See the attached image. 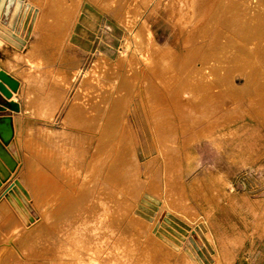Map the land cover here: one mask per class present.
Listing matches in <instances>:
<instances>
[{
	"label": "rangeland",
	"instance_id": "rangeland-1",
	"mask_svg": "<svg viewBox=\"0 0 264 264\" xmlns=\"http://www.w3.org/2000/svg\"><path fill=\"white\" fill-rule=\"evenodd\" d=\"M19 1L24 7L29 0ZM51 1L55 4L58 0ZM234 1L238 2L219 0L214 20L203 19L191 31V40L183 42V35L177 34L168 22L165 7L169 0H147L139 7L130 29L121 20L130 16L124 14V0L107 8L83 0L66 37V43L72 46L68 51L75 56L65 63L57 58L42 65L34 77L27 73L25 62L10 61L0 50L4 69L19 83L15 98L21 112L17 115L28 128L27 138L35 150L32 162L55 184L44 198L45 215L29 203V237L11 238L18 251L29 238L44 230L40 240L51 246L68 251L76 245L80 264H91L86 246L94 244L99 253L94 255L95 264H148L147 250L141 246L145 235L151 233L186 252L188 264H217L218 259L221 264H264V23L253 29V23L245 24L241 32L235 31L239 28L235 20L247 17L248 11L240 7V14L235 15ZM250 1L264 5V0ZM115 8L119 9L118 15L114 14ZM13 10L14 5L6 0L0 11V24L6 26L12 21L14 31L24 39L25 53L34 37L32 17H24L21 11L13 14ZM65 16L52 9L44 16V22L54 24L50 26L60 34ZM139 26L151 33L152 49H166L161 57L153 55L147 66L131 60V51L123 49L130 33ZM99 54L105 57L104 70L85 80ZM60 70L69 71L68 75L74 73L75 77L56 80L54 73ZM79 84L83 87L78 88ZM87 94L94 96L90 102L86 101ZM189 96L203 98L195 102L186 98ZM31 98L39 100L37 111L41 113L26 109ZM4 102L5 98L0 104ZM70 108L74 109L69 111ZM89 109L94 113L92 138L84 129ZM44 111L51 116L44 117ZM173 123L176 131L172 134L168 125ZM188 124L189 129L193 127L191 132L209 125L210 137L207 134V138L183 145V139L191 133ZM212 144L217 147L212 148ZM173 147L177 148L178 168L173 169L172 176L179 178L187 193L186 201L182 200V206L173 204L175 208L166 199L168 159L162 152L175 151ZM5 149L9 153L17 151L13 141ZM18 174L4 181L0 201L10 195ZM214 175L223 181L217 197H224L209 205L194 191L201 186L210 188L209 183L219 184L211 181ZM154 185L158 196L150 188ZM105 203L117 211H126L131 205V214L147 222L148 226L136 235V247H131L125 232L126 227L135 234L138 230L127 223L125 216L116 219L111 231L94 227L100 218L104 219L99 216L106 211ZM180 206L184 207L181 210L191 208L194 215L189 210L180 213ZM88 215L96 221L82 225ZM16 225L2 215L0 239ZM74 239L78 244H74ZM10 252L17 254L14 249ZM175 255L168 264H176L180 256ZM37 259L41 261L40 256Z\"/></svg>",
	"mask_w": 264,
	"mask_h": 264
},
{
	"label": "bare ground",
	"instance_id": "bare-ground-1",
	"mask_svg": "<svg viewBox=\"0 0 264 264\" xmlns=\"http://www.w3.org/2000/svg\"><path fill=\"white\" fill-rule=\"evenodd\" d=\"M81 1H83V0H73L71 2H62L61 0H58L57 3L54 4V3H52L51 0H29L27 5L23 7L21 1L9 0V3L14 5L13 14H16V13L21 11L24 14V17H26L28 14L31 15V17H32L31 33L34 34V37L31 39L30 44H29L26 52L22 53V51L24 49L23 48L24 39L16 34V31H14V26L12 24V21L8 22L6 26H3L2 24H0V50H1V53L3 52L2 54H5V57L8 58L10 61L14 60V61L25 62V64H27L26 69L29 70L27 73H32V74L35 73L38 75L40 73L39 71H40L42 65L50 64V63L54 62L57 58H59L62 63L68 62L75 55H73L70 51H68V49H70L72 46L69 43H66V37H67L69 30H70V23H71L72 17L77 12V10H78L77 7ZM87 1H89L93 4H96L98 6H102V7L104 6L105 8L113 7L115 2H117V0H87ZM146 2H147V0H124V5H125V8L123 9L124 14L126 13L130 16L125 17V18L122 17L121 20L126 25V27L128 29H130L133 26V24L135 23V17L139 13V7L141 5L146 4ZM252 2L253 1H250V0H238V2L234 1V6L236 7V11H237V12L235 11V13H234L235 15L240 14L241 10H239V9H241V8H242V11L246 10L249 12V13L248 12L246 13L249 16L247 15V17L244 16V18H241V19L238 18L235 20L236 25L239 26V28L235 29V31L238 30L239 32H241L242 27H244L245 24L250 25L251 23H253L254 25L251 27L253 29V28H256V26L264 23V5L260 4V3L255 4V1L253 3ZM5 3H6V0H0V11L4 9ZM168 3H169V5H166V7H165L166 9L164 8L166 11V14H167L166 16H168V18H169L168 22L169 21L171 22L172 28L177 34L183 35L182 41L185 42V41L191 40L190 38H192V32H193L192 30L193 29L196 30L198 24L201 23V21L203 19L208 21V22H211V20H214L216 14L218 12L217 7L219 5V0H169ZM234 6H232V7H234ZM52 9H54V10L58 9L66 15L62 21L63 26H62V29H60V31H59L60 34L56 33V31H57L56 28L53 29L50 26V25L54 26V24L44 22V16L47 13H50L52 11ZM118 12H119V9L115 8L114 14L116 13L118 15ZM56 20H58V17ZM144 28L145 27L139 26L134 30L133 34L131 32L129 35V38L127 37L128 40L125 42V44H124L125 48H123V49L125 52L131 51V53H130V59L131 60L136 61L138 63H141L143 66H147L148 62L153 57V55L158 54L161 57V56H163V54L166 53V51H165L166 49H163V50L152 49L149 45L152 41L151 33L149 32L148 29H146V28L144 29ZM247 30H250V29H247ZM256 31L259 32L261 30L257 29ZM263 31H264V29H263ZM263 35H264V33H263ZM63 47H64V49L61 51V48H63ZM262 48L264 49V46ZM123 56L124 55H122V57ZM104 60H105V57L102 54H99L97 56L96 60L91 65L90 69L85 74L84 79L85 80L86 79H93L94 76H96L98 73L102 72L104 70L103 69L104 66L102 64V62ZM10 63H12V62H10ZM16 63L18 64V62H16ZM3 64H4L3 61L0 59V69L1 70H2ZM6 65H7V62H6ZM45 66H47V65H45ZM43 71H45V70H43ZM65 71L60 70L57 73H54V78L56 80H60L59 77H62V76L67 77L68 79H69V76H73V78L75 77L74 73L71 75H68L67 72H69V71H67V72H65ZM23 73L25 74V72H23ZM32 76L34 77V74ZM5 86L10 91L9 97H6L2 92H0V94L8 101L17 102L16 98H15L16 92L14 90H12L10 87H8L7 85H5ZM80 87H83V84H80ZM29 90H31V88ZM87 95L88 96H87L86 101L90 102L91 99L94 98V96H93V94L92 95L87 94ZM186 98L188 100H192V101L196 102L198 100H201L203 97L201 98L198 96H191V97L189 96ZM28 100H29V102L26 105V109L30 113H32L33 111H34L33 113H41L40 111H37L39 109V106H40L39 100L32 99V98L28 99ZM55 104L57 105V103H55ZM19 109H20V105H19ZM72 109H74V108H70L69 111H71ZM40 110H42V109H40ZM51 110H53V108H51ZM40 115H42V114H40ZM43 116L44 117H50L51 115L44 111ZM180 117L182 118L181 115H180ZM85 119H87V123L85 122L86 121L85 120L84 121V129L86 131V134H88V136L90 138H92V136L94 135V126L91 124L92 123L91 121H92V119H94V113H92L91 109H89L88 112H86ZM181 120H179V121H181ZM185 120L186 119H184L183 121H185ZM206 121L208 122V120H206ZM192 123H194V122H192ZM204 123H206V122H204ZM173 124H174L173 126H174L175 130H174L172 125H171L172 129H171V126L168 125V132L170 131L172 133L173 131H176L175 123H173ZM184 124L185 123H183L181 126H183ZM194 125H195V123L193 124V127L196 126V125L195 126ZM202 125H198V126L201 127ZM181 126H179V127H181ZM190 126H191V124L190 125L188 124V126H187L189 131L193 129V127L191 129H189ZM14 127H15V129H14ZM205 128H207V127H205ZM27 129L28 128L25 126V124L21 122V116H18L15 118V120L13 121V126L8 121V119H6L5 122L0 123V133H1V139L3 141V145L4 144L8 145L11 141H13L17 147V151L18 152L20 151L19 154L17 151L9 153L7 151V149H5V147L0 144V187L4 184V181L8 177L15 175L16 172L19 173L18 177L14 180L12 191H11L10 195H8L7 197L3 198L0 201V218L2 217V215H4L7 218H9L10 220H13V222L15 221V223L17 224L16 226H14V228L12 230L13 232L10 231L8 235H6L0 239V264H68V261H70V264H80L78 262L77 256L75 255L76 245L71 246V249H69L68 251H65L63 247L59 248L56 246L55 247L51 246L47 242L41 241L42 240L41 238L43 237V234H44V232H42V231H44V230H41L36 236H32L33 238H29L27 241V244L23 245V247L21 249L22 251L20 250L21 252L17 250V247H16V244L14 243V240H11V238H13L14 236H16V237H27V238L29 237L27 235V232H29V230L31 229V223H32V216L30 213L29 203L32 202L35 205V207L39 208L40 212L43 215H45L46 214L45 210H43V208H42L45 206V199L44 198H45V195L47 194L46 193L47 191L49 194V192L54 190L53 187L55 185L52 177L45 175V173H43L42 170L35 168V166L32 162V155H33L35 150H34V147L32 146V143L27 138L28 137ZM182 129H183V127H182ZM185 130H186V127H185ZM211 131L212 130H211V128H209V125H208L207 129L197 130L194 132L190 131L191 133L188 135V137L183 139L184 140L183 145L188 144L194 140L196 141V139H198V138H199V140H201L200 139L201 137H203V136L205 137V135H207ZM13 132H14V134H13ZM214 134H216V133H214ZM212 136H213V134H212ZM171 137H173V136H171ZM209 137H210V135H209ZM182 138H184V134H183ZM205 138H207V137H205ZM217 138H218V135H217ZM171 140L173 141V138ZM202 140H204V139H202ZM173 142H175V141H173ZM198 143H200V142H198ZM221 144L224 145L223 143H221ZM188 146H190V145H188ZM175 147H177L176 144H175ZM175 147H173L175 149V151L173 150L172 152L167 151V149H165V151L164 150L162 151L163 153H165V157H166L165 160L168 159V163H166V164H168V170H166L167 172L165 171L166 176H168V179L166 181V199L169 201V205H171V207L173 206V204H181V206H182V203H183L182 200H185L187 197V193L185 192V190L183 188L182 182L178 181L179 178L176 179L175 177L172 176V174L174 175L173 169L178 168V167L175 168V166H176V164H175V160H176L175 159L176 158L175 152L177 153V148H175ZM213 147L216 148L217 146L213 145L212 148ZM223 147L225 148V146H223ZM220 150H218V151H220ZM180 154L182 155V153H180ZM177 155H178V153H177ZM181 157L179 159H181ZM177 158H178V156H177ZM193 160L195 161V159H193ZM177 162L179 163V160ZM163 164H164V162H163ZM180 167L181 166L179 165V168ZM193 168H194V166H193ZM166 169H167V167H166ZM184 173L186 174V172H184ZM202 173H204V172H202ZM211 174H213V173H211ZM216 175H218V174H216ZM170 176H172L173 179H171ZM211 181H213V182L217 181V183H219L220 185H223L222 179L220 177L215 176V175L212 176ZM201 184H202V182H201ZM209 185H210V183H209ZM224 185H225V181H224ZM150 188L157 195L158 191H157L156 185H154ZM214 190H216V189H214ZM226 190H227V188H226ZM161 193H162V191H161ZM211 193L213 195L212 194H210V195H212V198L216 201V203L220 202V201H217L216 198L220 199L221 197H224L221 195H220L221 197H217L218 195L214 196V193L213 192H211ZM217 193H218V191H217ZM224 193L225 192H223V195H224ZM195 195H197V194L195 193ZM198 195H200V194H198ZM162 197H165V196H162ZM227 198H230V197H227ZM210 199H211V197H210ZM200 200H201V198H200ZM197 201H199V200H197ZM205 202H204V204H205ZM212 203H213V201H212ZM184 204H185V202H184ZM231 204H232V202H231ZM104 205L106 207V211H104V213L100 214V216H99V217H103L104 219L100 218L99 219L100 223L95 224L94 227L96 229H99V230L104 229L106 231H111V230H113V228L115 227V224L117 223L116 219L119 218L118 220H120L121 217H119V216H125V218L127 219V223H129L131 226L133 225V227L135 226L136 227L135 229L138 230V233L135 234L132 230H129V228L127 229V227H126V232H125V236H126L125 238H127V240L130 241L131 247H132V245H133V247H136L137 242H138L136 235L139 234L140 229L142 227L148 226L147 222L144 221L143 219L131 214V212L129 211V208L131 207V205L127 208L126 211L124 209H120L119 211L111 209L107 203H105ZM250 205H248V206H250ZM181 206L179 207V209L181 208ZM183 206H186V205H183ZM248 206H246V207H248ZM190 207H193V206L190 205ZM182 208H184V207H182ZM190 209L191 208L186 207L185 209L181 210L180 213H182V211H185V210H189V212H190L191 211ZM192 210H194V209H192ZM169 211H171V210H169ZM194 212L191 211V213L193 215H194ZM190 217H191V215H190ZM95 221L96 220L94 217L90 218V216L88 215L83 220L82 225L86 226V225H89L90 223L94 224ZM19 223H20V225L18 226ZM133 230H134V228H133ZM135 232H137V231H135ZM72 233H75V231ZM73 242H74V244H78V241L76 239H74ZM142 243L143 244L141 247H143L144 249L147 250V252L145 254H147V256H148L147 257L148 264H166V263L168 264V262H170V257L175 255L176 253L177 254L179 253V256H180L179 257V256L175 255L176 257H179V260L177 262L175 261L176 264H188L189 263V261L187 260L188 256H187L186 252L179 250L178 246L172 245L171 243H169L165 239H158V238L154 237L151 233H147L145 235ZM97 244H99V243H97ZM94 245L86 246L87 252L90 253L89 261L91 264L96 263L97 257H95L94 255L97 254V256H98V254H99L98 251L96 253L97 249ZM13 249L16 250L17 254L16 253L13 254L10 252V250L12 251ZM38 256H40L41 261L37 259ZM217 264H221V261L219 259L217 260Z\"/></svg>",
	"mask_w": 264,
	"mask_h": 264
},
{
	"label": "crops",
	"instance_id": "crops-1",
	"mask_svg": "<svg viewBox=\"0 0 264 264\" xmlns=\"http://www.w3.org/2000/svg\"><path fill=\"white\" fill-rule=\"evenodd\" d=\"M3 66V65H2ZM2 70H4L6 73H9V72H7V70H5L4 69V67H2ZM78 88H80V84L78 85ZM0 96H1V98H0V101L1 102H3V100H4V98H3V96L0 94ZM5 101H8V100H6L5 99ZM21 112V108L19 109V111H12V110H10V108H7L6 107V109L5 110H2V111H0V123H3V122H5L6 121V119H8V121L11 123V125L13 126V121L15 120V118L16 117H18L19 115H17V114H19ZM14 129H15V127H14ZM13 134H14V132H13ZM0 144L2 145V146H6L5 144L3 145V141H2V139H1V133H0ZM12 177V176H11ZM210 185H212V187L210 186V188H206V189H203V187H197V189H195V192H196V194L198 195V194H200V195H198V197L200 196V198H202L203 200H205L206 202H207V204H209V205H213L214 203H216V201L212 198V193L211 192H215L214 193V196H217V191L219 192V191H221L222 189V185H220V184H217V185H215V184H210ZM219 186V187H218ZM218 187V188H217ZM216 189V190H214V189ZM201 189V190H200ZM213 189V190H212ZM198 192V193H197ZM210 194H212V195H210ZM210 195V196H209ZM203 196V197H202ZM209 196V197H208ZM213 196V197H214ZM210 197H211V199H210ZM208 198V199H207ZM216 200H217V198H216ZM212 201H213V203H212Z\"/></svg>",
	"mask_w": 264,
	"mask_h": 264
},
{
	"label": "water",
	"instance_id": "water-1",
	"mask_svg": "<svg viewBox=\"0 0 264 264\" xmlns=\"http://www.w3.org/2000/svg\"><path fill=\"white\" fill-rule=\"evenodd\" d=\"M18 84L19 83L16 79L12 78L9 74L0 69V92H2L6 97H9L10 91L5 85L15 91L18 88ZM6 107L10 108L12 111H19V103L15 101H5L3 104H0V111L5 110Z\"/></svg>",
	"mask_w": 264,
	"mask_h": 264
}]
</instances>
